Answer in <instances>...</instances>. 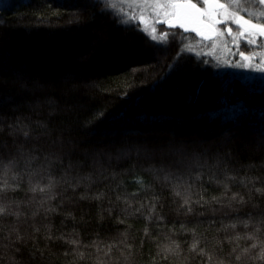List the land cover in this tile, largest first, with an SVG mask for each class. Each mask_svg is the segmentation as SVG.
Segmentation results:
<instances>
[{"label": "clouds", "instance_id": "clouds-1", "mask_svg": "<svg viewBox=\"0 0 264 264\" xmlns=\"http://www.w3.org/2000/svg\"><path fill=\"white\" fill-rule=\"evenodd\" d=\"M93 87L71 73L0 78V264H264V137L97 138L77 118Z\"/></svg>", "mask_w": 264, "mask_h": 264}, {"label": "trees", "instance_id": "trees-1", "mask_svg": "<svg viewBox=\"0 0 264 264\" xmlns=\"http://www.w3.org/2000/svg\"><path fill=\"white\" fill-rule=\"evenodd\" d=\"M252 1L264 9L260 0ZM257 22L264 29V18ZM158 31H166L164 39L126 21L106 0H0V78L71 73L94 84L77 118L92 121L97 138L133 128L172 131L176 125L184 132L234 129L243 141L264 137V83L201 54L197 48L206 42L180 28ZM238 40V52L264 51L262 35ZM12 91L3 89L5 96ZM85 207L104 223L100 205Z\"/></svg>", "mask_w": 264, "mask_h": 264}, {"label": "rangeland", "instance_id": "rangeland-1", "mask_svg": "<svg viewBox=\"0 0 264 264\" xmlns=\"http://www.w3.org/2000/svg\"><path fill=\"white\" fill-rule=\"evenodd\" d=\"M260 1L259 4L264 5V0ZM106 2L109 8L124 17L126 21L139 23L147 35L154 39H164L163 35L166 31L159 33L158 30L161 27L193 29L191 33L200 35L195 30L197 24L192 23L194 15L187 10L181 12L177 7L186 0H106ZM251 2L253 1L199 0L196 5L204 13L209 11L208 5L213 4L212 10L207 14L211 13L215 17V20L209 19V23L211 27L215 26L218 35L209 40L206 36L200 35L206 45L200 44V47L196 46V48L201 54L221 58L223 62H226L227 68L241 72L246 79L264 83V51L246 54L238 52L236 47L239 45V38H245L248 41L256 39L258 35L264 38V29L257 22L264 18V9L261 7L258 9ZM180 127L176 125L172 127V130H181ZM146 131L166 134L170 130L150 127Z\"/></svg>", "mask_w": 264, "mask_h": 264}, {"label": "flooded vegetation", "instance_id": "flooded-vegetation-1", "mask_svg": "<svg viewBox=\"0 0 264 264\" xmlns=\"http://www.w3.org/2000/svg\"><path fill=\"white\" fill-rule=\"evenodd\" d=\"M177 7L181 12H183L184 10H187L188 13H192L194 15L192 23L197 24L195 25L196 27L195 30H197L200 33V35L206 36L208 40L218 35L215 29V26L211 27L212 25L211 23H209V19L215 20V17L211 15V13L209 15L207 14L209 13V11L212 10L213 4L208 5L209 11L206 13L201 11L196 5V2L194 3L192 0H186V2L180 3ZM182 30L185 33L195 37L199 41H204V40H201L202 38L200 35L191 33L193 29L185 30L184 28H182Z\"/></svg>", "mask_w": 264, "mask_h": 264}, {"label": "water", "instance_id": "water-1", "mask_svg": "<svg viewBox=\"0 0 264 264\" xmlns=\"http://www.w3.org/2000/svg\"><path fill=\"white\" fill-rule=\"evenodd\" d=\"M248 25V24H247ZM246 26V25H245Z\"/></svg>", "mask_w": 264, "mask_h": 264}, {"label": "snow or ice", "instance_id": "snow-or-ice-1", "mask_svg": "<svg viewBox=\"0 0 264 264\" xmlns=\"http://www.w3.org/2000/svg\"><path fill=\"white\" fill-rule=\"evenodd\" d=\"M195 246V245H194Z\"/></svg>", "mask_w": 264, "mask_h": 264}]
</instances>
